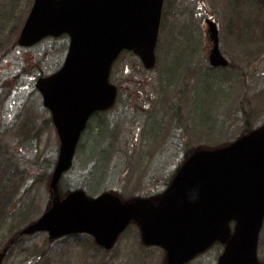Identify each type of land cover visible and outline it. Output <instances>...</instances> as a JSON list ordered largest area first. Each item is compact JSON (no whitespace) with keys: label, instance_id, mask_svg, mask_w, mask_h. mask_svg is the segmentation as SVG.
<instances>
[{"label":"rangeland","instance_id":"374dc122","mask_svg":"<svg viewBox=\"0 0 264 264\" xmlns=\"http://www.w3.org/2000/svg\"><path fill=\"white\" fill-rule=\"evenodd\" d=\"M33 3L0 0V205L9 209L0 217V252L46 212L60 147L35 83L56 69L68 42L63 36L27 49L17 45ZM207 18L219 25L230 68L209 64ZM157 56L153 73L141 69L134 55L118 62L113 80L124 105L108 115L102 134L101 120L90 124L63 177L67 192L81 188L94 198L106 192L124 199L154 195L194 149L230 144L264 124V0H166ZM124 67L131 80L120 76ZM94 125L99 136L93 135ZM137 130L133 148L126 139ZM108 132L113 135L107 138ZM164 258L161 248L142 243L132 225L110 251L88 235L23 237L3 264H164ZM205 258L214 264L212 256Z\"/></svg>","mask_w":264,"mask_h":264},{"label":"water","instance_id":"95a60500","mask_svg":"<svg viewBox=\"0 0 264 264\" xmlns=\"http://www.w3.org/2000/svg\"><path fill=\"white\" fill-rule=\"evenodd\" d=\"M163 0H36L19 44L32 46L47 36H71L63 69L40 79L37 88L53 113L61 146L50 191L49 210L24 234L48 232L52 239L86 233L107 250L136 221L146 245L167 251V264H185L216 241L231 236L218 264H259L258 235L264 220V127L232 145L195 153L181 168L158 205L150 200L124 204L106 193L96 199L75 191L62 199L59 182L71 168L77 143L96 110L112 106L117 90L109 83L113 62L133 50L146 68L155 66V46ZM210 61L227 66L217 25ZM0 254V264L6 256Z\"/></svg>","mask_w":264,"mask_h":264},{"label":"flooded vegetation","instance_id":"af4514ba","mask_svg":"<svg viewBox=\"0 0 264 264\" xmlns=\"http://www.w3.org/2000/svg\"><path fill=\"white\" fill-rule=\"evenodd\" d=\"M65 37L69 41V37L68 36H65ZM56 71H57V68L54 70L53 73H55ZM53 73H51V74H53ZM116 107H117V105H115L112 109H110V110H108L106 112H97V113H95L92 116V118L90 120V123H92L93 121L97 122V121L101 120L99 122V125L102 126L101 130H100V133H99V130H98V126L99 125H94V128H96V133H93L94 136H98L99 134H101L103 132L102 130L104 128V125H103V120L102 119L104 118V116H107L109 113H111ZM90 128H91V125H89V128H88L87 132H90V130H89ZM97 133H99V134H97ZM263 245H264L263 233H261L260 241H258L257 256H258V260L260 259V261L264 263V249H263ZM224 250H225V246L224 245H222L220 243H216L207 252H205L204 254L198 255L194 260H192L188 264H206L205 262L209 260V259L205 258L206 255L207 256L208 255L212 256V259L215 260L214 264H218L219 258L223 254ZM208 264H211L210 260H209Z\"/></svg>","mask_w":264,"mask_h":264},{"label":"trees","instance_id":"16d2710c","mask_svg":"<svg viewBox=\"0 0 264 264\" xmlns=\"http://www.w3.org/2000/svg\"><path fill=\"white\" fill-rule=\"evenodd\" d=\"M252 129H250V130H248L246 133H248V132H250ZM4 169V172L6 173V169L5 168H3ZM1 188V187H0ZM62 192L63 193H67V192H65L64 190H62ZM7 202H8V204L10 205V199H7ZM4 208H7L8 209V205H0V217H1V214H2V212H3V209ZM9 210V209H8Z\"/></svg>","mask_w":264,"mask_h":264},{"label":"bare ground","instance_id":"6f19581e","mask_svg":"<svg viewBox=\"0 0 264 264\" xmlns=\"http://www.w3.org/2000/svg\"><path fill=\"white\" fill-rule=\"evenodd\" d=\"M2 162V161H0ZM2 183V181L0 180V184ZM62 190H65L64 188H62V186H60V192H62Z\"/></svg>","mask_w":264,"mask_h":264}]
</instances>
